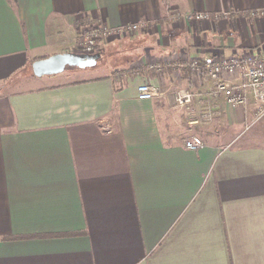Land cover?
Instances as JSON below:
<instances>
[{
	"label": "crops",
	"instance_id": "crops-1",
	"mask_svg": "<svg viewBox=\"0 0 264 264\" xmlns=\"http://www.w3.org/2000/svg\"><path fill=\"white\" fill-rule=\"evenodd\" d=\"M262 8L264 0H0V264H264L254 99L229 106L206 72L188 66L264 52V17L251 14ZM196 12L209 18H174ZM90 23L145 27L84 55L77 43ZM63 53L93 65L98 55L102 71H27ZM143 83L161 95L138 100ZM187 91L192 102L177 105ZM191 136L204 147L187 149Z\"/></svg>",
	"mask_w": 264,
	"mask_h": 264
},
{
	"label": "built area",
	"instance_id": "built-area-1",
	"mask_svg": "<svg viewBox=\"0 0 264 264\" xmlns=\"http://www.w3.org/2000/svg\"><path fill=\"white\" fill-rule=\"evenodd\" d=\"M257 17H264V8L251 13ZM174 18L186 20H206L209 14L196 12L189 14H174ZM144 23L125 26H108L102 23H90L82 30L78 43V52L84 55H92L97 46L112 37L131 36ZM188 66L196 73L206 72L213 81V94L222 95L227 104L232 107L242 106L247 101L248 93H251L257 117L264 115V52H243L233 57H210L202 60H191ZM233 76L240 79L237 85L229 84L225 77ZM161 92L149 83H143L136 88L138 100H151ZM194 94L190 91L180 93L175 98L179 106H187L193 100ZM184 146L192 151L204 147V143L197 136H191L183 141Z\"/></svg>",
	"mask_w": 264,
	"mask_h": 264
},
{
	"label": "water",
	"instance_id": "water-1",
	"mask_svg": "<svg viewBox=\"0 0 264 264\" xmlns=\"http://www.w3.org/2000/svg\"><path fill=\"white\" fill-rule=\"evenodd\" d=\"M94 62L92 58L82 59L68 53H63L35 60L31 67L33 74L37 77H41L61 73L67 66L84 68L93 65Z\"/></svg>",
	"mask_w": 264,
	"mask_h": 264
},
{
	"label": "rangeland",
	"instance_id": "rangeland-1",
	"mask_svg": "<svg viewBox=\"0 0 264 264\" xmlns=\"http://www.w3.org/2000/svg\"><path fill=\"white\" fill-rule=\"evenodd\" d=\"M97 56V64L96 65H90V66H86L84 68H79V67H75V66H67L65 67V69L60 73V75L62 77H70L71 75H67L68 72H71V71H78V70H86L85 72H88V73H85L83 74L84 76H88V75H95V74H98L99 72L102 71L101 69V65H102V62L101 60L99 59V56L98 55H95V56H91V57H96ZM77 57V56H76ZM86 56L84 55H81L79 56L78 58H85ZM93 59V58H92ZM26 71V69L20 71V72H16L14 73L11 81H15L16 79H18L24 72ZM27 71H31L32 72V67L30 66ZM33 73V72H32ZM54 76V75H52ZM1 89V88H0ZM255 119H258V124H260L259 126V129L260 131H262V133L264 134V115L263 116H259L257 117V115L255 114ZM258 126V125H257Z\"/></svg>",
	"mask_w": 264,
	"mask_h": 264
},
{
	"label": "trees",
	"instance_id": "trees-1",
	"mask_svg": "<svg viewBox=\"0 0 264 264\" xmlns=\"http://www.w3.org/2000/svg\"><path fill=\"white\" fill-rule=\"evenodd\" d=\"M36 60H38V59H36Z\"/></svg>",
	"mask_w": 264,
	"mask_h": 264
}]
</instances>
